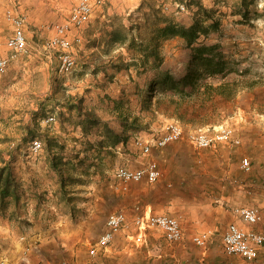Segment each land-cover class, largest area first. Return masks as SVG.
Masks as SVG:
<instances>
[{"label": "rangeland", "instance_id": "obj_1", "mask_svg": "<svg viewBox=\"0 0 264 264\" xmlns=\"http://www.w3.org/2000/svg\"><path fill=\"white\" fill-rule=\"evenodd\" d=\"M257 1L249 6V20L242 22L238 21L240 15L231 13L239 0H106L93 6L92 13L81 26L68 25L66 37L76 66L63 73L58 71L60 51L45 49L44 42L54 33L56 24L67 22L76 0H0V55L8 52L6 40L12 32V24L5 16L7 10L25 18L27 42V52L14 59L0 74V155L5 159L13 156L11 167L16 172L15 176L19 174L21 183L17 206L13 203L7 206V211L15 208L17 218L9 222L10 227H3L0 222V260L6 258L10 264H61L63 260L73 259L82 264L89 244L78 241L75 244L80 249L77 255L66 249L63 201H73L74 205L77 192L93 187L96 194L93 197L106 199L97 206V221L92 225L94 231L100 233L107 215L120 212L119 207L123 206L115 197L117 193L113 187L121 190L122 185L135 183L115 177V168L122 165L136 168L139 161L142 158L145 161L155 148L152 146L148 153L142 154L134 145V138L139 136L150 141L160 136L169 122H177L183 130L181 139L186 141L189 132L206 125L180 121L157 111L156 100L161 96L159 89L152 91L150 102L142 103L140 91L146 90V82L152 73L147 70L138 74L133 66L125 68L123 62L130 60L133 51L109 43V32L138 24L139 30L133 28L132 33L146 42L152 34L153 22L160 21L155 16H166L175 22L188 24L194 17L195 2L214 9V16L220 20V32L209 34L206 42H218L229 68L246 69V72L228 75L237 79L233 98L220 101L216 96L207 102L205 116L209 121V132L213 133L214 126L222 123L237 107L264 106V2L262 0L263 5L259 7ZM179 2L184 4V9L177 7ZM158 51L163 58L162 68L170 69L176 75L183 72L189 54L180 41L159 40ZM119 61L122 62L117 63L119 66L109 65ZM67 95L83 96L82 106L92 108L101 119L122 132L123 142L107 148L108 152L105 149L99 152L97 140L101 138L100 129L94 127L86 134L81 131L75 112L69 113L63 107ZM109 98H123V112L129 118L137 116L140 127L124 131L117 114L111 109ZM51 115L54 119L46 121ZM28 130L43 142L38 153L32 154L27 149L31 139L29 134L26 135ZM54 142H58L60 148ZM239 147L218 144L211 152L192 146L189 151L197 157L216 156L218 159L221 154L239 156ZM57 152L70 160L62 175L65 176V195L74 193L65 197L59 194V174L48 164L50 155ZM78 158L83 159L84 167L78 164ZM82 184L84 187L79 186ZM79 200L78 204L81 203ZM84 204L86 206L87 202ZM81 207L71 208L72 216L75 214L79 220ZM25 213L30 220L26 219ZM126 226L125 221L124 232H131V228ZM134 226L138 232L136 224ZM149 230L145 229L144 233Z\"/></svg>", "mask_w": 264, "mask_h": 264}, {"label": "crops", "instance_id": "obj_2", "mask_svg": "<svg viewBox=\"0 0 264 264\" xmlns=\"http://www.w3.org/2000/svg\"><path fill=\"white\" fill-rule=\"evenodd\" d=\"M220 124L233 128V136L239 140L238 143L217 142L206 149L212 152L218 144L239 145V156L231 153L221 154L218 159L216 156L197 157L196 154H190L192 152L189 150L193 145L188 140L180 139L164 147L154 148L147 155V159L157 163L161 172L155 182L142 180L130 186L124 184L119 188L121 190L113 187L117 193L115 197L123 204L119 208L125 214L126 227H130L132 231L125 233V228L118 231L106 247L98 250L99 261L104 264L243 263L241 256L229 255L223 251L221 235L231 222H237L245 229L264 233V164L261 161L264 148V106L237 107ZM242 157L250 160L248 170L242 169L240 165ZM147 159L143 161L142 158L140 165L149 161ZM213 164L217 167H211ZM18 175L16 174L17 179ZM79 186L84 187L83 184ZM86 189L88 190L77 192L76 199L78 201L80 198V204L77 201H74V205L73 201H63V241L66 242V249L76 255L80 250L75 245L78 241L90 246L106 229V221L100 233L95 232L92 226L97 221L95 215L100 203L106 199L93 197L96 195L93 187L88 186ZM84 202H87L86 206ZM80 206L82 211L79 220L75 214L72 216L71 208ZM238 207H256L261 218L252 224L244 223L234 213V209ZM83 209L87 211L83 212ZM156 213L178 219L183 231L179 240L170 242L155 228L145 234L143 241L134 240L137 234L135 218ZM25 216L30 220L28 213ZM11 220L13 222L6 214L0 215L3 227H10ZM203 232L207 233V244L201 247L195 244L192 236ZM0 261L10 264L6 258ZM251 263L264 264V243L259 247L257 258Z\"/></svg>", "mask_w": 264, "mask_h": 264}, {"label": "trees", "instance_id": "obj_3", "mask_svg": "<svg viewBox=\"0 0 264 264\" xmlns=\"http://www.w3.org/2000/svg\"><path fill=\"white\" fill-rule=\"evenodd\" d=\"M254 2L255 0H239L234 6L235 10L231 13L240 15L241 18L238 21L246 22L249 20V6ZM195 3L196 10L189 24L175 22L166 16H155L160 21L153 22L152 34L146 42H142L136 34L132 33L133 28L139 30L138 24L111 30L107 41L124 46L129 52L133 51L130 60L123 62L125 68L133 66L138 74L147 70L151 71V77L145 85L146 90L140 91L142 103L150 102L152 91L159 89L161 96L156 100L157 111L159 110L164 116L180 121L197 122L210 126L207 124L209 121L205 116L207 102L216 96L220 101L233 98L237 79L229 78L228 75L232 72L242 75L246 69L229 68V62L225 54L219 50L218 42H206L209 34L220 32V20L214 16V12H216L214 9L205 8L199 2ZM168 39H179L189 54L184 63V70L179 75L170 69L162 68L163 58L158 51V41ZM110 63L111 66H119L117 63L122 62ZM122 99L109 98V101L112 102L111 109L117 114L124 131L137 129L140 127L138 117L129 118L123 112ZM64 101L63 107L69 113L74 111L77 115L76 122L83 133L86 134L94 127L100 129L101 138L97 140L99 152L102 149L108 152L110 147L125 139L122 132H118L106 120L101 119L95 110L82 106L83 96L67 95ZM27 134L31 139L34 137V133H31L30 130L26 132ZM49 143L48 139L47 144ZM54 145L60 148L58 142H54ZM48 147L50 148V145ZM12 157L5 159L0 155V215L6 214L9 219H16L15 208L7 211L9 203L17 206L21 185L11 167ZM69 161L58 152L51 154L48 160L49 166L59 174L60 197H65V176L62 175V171ZM78 164L84 167L83 159L78 158Z\"/></svg>", "mask_w": 264, "mask_h": 264}, {"label": "built area", "instance_id": "obj_4", "mask_svg": "<svg viewBox=\"0 0 264 264\" xmlns=\"http://www.w3.org/2000/svg\"><path fill=\"white\" fill-rule=\"evenodd\" d=\"M106 0H76V3L70 11L67 22H61L54 27V33L44 42V48L47 50H59V72H70L76 66V59L69 50L70 42L66 37V30L68 25L81 26L87 21L89 15L92 13L93 6L100 5ZM179 9H184V4L179 2L176 4ZM262 0L257 1V6L262 7ZM6 18L12 24V32L6 40L8 52L0 55V74L4 73L9 64L19 55L27 52V42L24 34L25 18L12 10L5 12ZM54 116H48L46 121H51ZM210 126H199L189 132L186 137L196 148H209L217 142L238 143V139L233 136V128L229 125L220 124L216 127L213 133L209 132ZM215 127V126H214ZM183 136V130L179 123L169 122L166 130L157 138L150 141L143 140L136 136L133 143L140 149L142 154L148 153L152 146L161 148L165 145L178 141ZM43 147V142L38 137H33L28 141L27 149L30 153H38ZM261 161L264 164V148L261 153ZM242 169L248 170L250 167V160L247 157H242L240 160ZM161 172L157 163L154 160H149L142 165L131 168L128 166H117L114 170L115 177L121 179L123 182H138L145 180L149 183L155 182ZM234 213L239 220L244 223L252 224L261 218V214L256 207H238L234 209ZM135 224L138 232L134 238L136 242L143 241L145 229L155 228L162 232L164 238L170 242L179 240L182 237V227L177 218L164 214H148L141 215L135 218ZM125 225V214L123 212H110L106 217V229L96 239V241L89 246L87 258L82 264H102L97 259L98 250L106 247L112 240L113 236L122 229ZM207 233L203 232L192 236V240L198 246L204 247L207 244ZM23 239V236L20 237ZM221 243L223 251L226 254H236L242 257V264H252V260L258 256L260 245L264 243V233L257 232L252 229H245L237 222L229 223L221 235ZM27 249V248H26ZM25 251V250H24ZM3 263L2 261L0 262ZM61 264H78L75 260H63Z\"/></svg>", "mask_w": 264, "mask_h": 264}]
</instances>
